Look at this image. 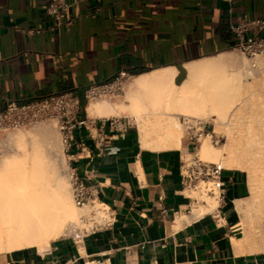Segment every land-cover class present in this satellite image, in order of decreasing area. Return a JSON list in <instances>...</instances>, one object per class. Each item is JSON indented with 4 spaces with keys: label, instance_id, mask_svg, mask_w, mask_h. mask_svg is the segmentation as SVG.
I'll use <instances>...</instances> for the list:
<instances>
[{
    "label": "crops",
    "instance_id": "1",
    "mask_svg": "<svg viewBox=\"0 0 264 264\" xmlns=\"http://www.w3.org/2000/svg\"><path fill=\"white\" fill-rule=\"evenodd\" d=\"M46 1L0 0V109L7 98L61 91L84 103L83 88L119 70L129 73L128 83L172 67L178 83L186 63L225 55L234 41L229 24L238 17H264V0H233L230 12L225 0H70V23L54 25ZM248 33L264 35V26ZM96 118L99 124L104 117ZM103 132L98 144L76 129L65 158L110 206L111 225L79 242L63 234L43 250L2 252L0 264H264V216L244 226L236 208L248 192L242 170H222L218 208L188 214L179 164L190 140L183 148L152 149L141 146L138 127L123 136L109 135L106 125Z\"/></svg>",
    "mask_w": 264,
    "mask_h": 264
},
{
    "label": "bare ground",
    "instance_id": "2",
    "mask_svg": "<svg viewBox=\"0 0 264 264\" xmlns=\"http://www.w3.org/2000/svg\"><path fill=\"white\" fill-rule=\"evenodd\" d=\"M259 64L264 70V59ZM185 69L186 75L178 83L174 82L172 67L133 76L127 83V104L90 100L86 112L107 117L128 110L137 120L138 140L143 148H177L183 125L186 127L179 121L180 115L206 117L214 125L212 132L223 128L226 142L220 147L225 153L221 166L247 172L249 195L236 205L244 216L257 206L263 192L264 99L254 98L258 85L241 79L242 65L229 54L186 63ZM47 129V125L41 124L35 131L44 134ZM206 135L210 138L211 132L198 137V144L205 138L198 151L203 158L218 160L220 149L213 147ZM9 137L18 147L21 145L20 134L11 132ZM47 137L42 138L46 144ZM57 157L63 163L60 152ZM20 159H3L0 168V251L7 253L32 247L42 250L51 238L59 236L65 225L76 221V209L79 212L54 162L46 164L33 159L27 164ZM214 201L193 208L192 214L212 209ZM186 218L179 216L180 220Z\"/></svg>",
    "mask_w": 264,
    "mask_h": 264
},
{
    "label": "built area",
    "instance_id": "3",
    "mask_svg": "<svg viewBox=\"0 0 264 264\" xmlns=\"http://www.w3.org/2000/svg\"><path fill=\"white\" fill-rule=\"evenodd\" d=\"M225 1L227 11L230 12L233 0ZM70 3V0L46 1L45 13L53 19L54 25L70 23V20L65 19ZM263 26L264 17L241 16L235 23L229 24L234 36L232 47L246 56L253 66L257 58L264 56V35L250 34L248 31L253 27ZM128 77L127 71L119 70L109 80L90 84L83 88L82 100L87 103L93 98L112 97L122 91ZM82 110L86 111L85 104L81 106L79 96L71 91H61L22 101L7 98L3 108L0 109V131L23 127L42 119H52L59 132L63 152L66 155L70 149L69 141L73 139V132L76 129H84L87 135L98 144L104 141V125L107 126L109 135L123 136L131 126L137 130L134 119L129 115L120 114L99 118L100 122L96 124L97 118L87 117L85 113L81 114ZM182 122L189 134L188 139L194 137L197 141L203 132L204 122L195 117L184 118L183 116ZM196 126L198 133H190V129ZM190 143L193 144V141ZM187 155L180 156L179 164L180 191L189 201L184 209L185 212L190 214L199 202L205 203L204 200H199L192 194L196 190L213 197L216 200L213 209L218 208L225 194V182L222 179L224 167L219 162L199 158L195 152H187ZM64 172L69 180L72 202L79 209L76 221L70 223L66 231L74 242H79L82 237L110 226L113 215L108 204L93 196L91 185L83 182L72 165L67 163ZM91 262L92 260L86 261L87 264Z\"/></svg>",
    "mask_w": 264,
    "mask_h": 264
},
{
    "label": "rangeland",
    "instance_id": "4",
    "mask_svg": "<svg viewBox=\"0 0 264 264\" xmlns=\"http://www.w3.org/2000/svg\"><path fill=\"white\" fill-rule=\"evenodd\" d=\"M224 53L226 55L229 54V55L233 56L237 62L241 63L242 68H243V75H242L241 79L243 81L245 80L246 82H249V83L253 82V83H255L256 86L258 85L259 88L256 90L257 92L255 93L254 98L255 99H257V98L264 99V82H262V80L264 81V76H263L264 70H262V68L259 67L260 66L259 63L261 62V59H264V56H261L263 58H260V59L257 58L255 61V65L253 66V65H251L249 59L246 56H244L240 51H238L237 49H235L233 47L228 48L227 51ZM245 71L246 72L249 71L248 76H247ZM260 76H262V77H260ZM243 77H244V79H243ZM126 83L127 82L125 81L123 88H122V91H120L118 94H116L112 97L93 98L90 100L91 101H102V100L104 101L105 100L108 102H112V103L117 102V103H121V104L125 105L128 103V99H127L128 96L126 93L127 92L126 91ZM260 84H261V87H260ZM127 111L128 110H124L123 113H121V114H126V115L133 117L134 121L136 122L137 120L135 119V116L130 114L129 111H128L129 112L128 113ZM195 118H198L202 122H204V125L202 126L203 132H202L201 136L204 135V133H206V132H211L210 138L207 135L205 137H206V139H208V142L213 147H215L216 149H220L219 151L221 153L220 154L221 157H219V159L215 160L214 162L221 163L220 162L221 159L225 156L223 149L220 148L222 146V144L223 143L225 144V142H226L225 131L222 128V129H217V130L212 132V129H214V125H213L212 121H210L209 119H207L206 117H203L201 115H198ZM179 121L182 124H184L182 122V116L181 115L179 116ZM41 124L48 126V129L45 131L44 134L37 133L35 131V128ZM136 125H137V122H136ZM182 129H183V137L181 139V144L177 148H183V146H185L186 141L189 140L188 139L189 134L187 132L186 127L184 129V125H183ZM11 132H14L15 134L18 133L21 135V137H22L21 141L22 142H21V145H19V147L17 144H15V142L13 140L10 139L9 133H11ZM180 132H182V130H180ZM189 132L190 133H194V132L198 133L197 126L195 128H191ZM45 135H47L48 137ZM44 136L47 137V140L49 141L48 144H46L44 141H42L43 140L42 138H45ZM180 137H181V135H180ZM203 140H205L204 137L200 140L199 144H201V142ZM190 141H193V144L189 143V145L191 146V149H189L188 152H195L197 154V156L203 160L213 161V160L203 158L200 155V153L198 151V147H199L198 140L196 141L194 139V137H192V139H190ZM197 144H198V146H197ZM196 146H197V148H196ZM58 149H59V151H58ZM62 149H63V146L60 142V135H59V132L57 131V128L55 126V122L52 119H42V120H39L33 124L26 125L23 127L0 131V168H1V164H2L1 161H3V159H11V157H16L17 160H19L21 157H24V159L23 158L22 159L27 164L31 163L33 159H35V160L40 159L39 161L46 163V164L50 163V162H54L55 163V169L60 172L61 176L63 177V179L65 181L64 185L68 188V191L70 193L69 180H68V178L64 172L67 163H66L65 154L63 153ZM58 152H60L61 155H63V163H59V161H58V157H57ZM183 155L188 156L187 152L185 150H183ZM26 157H27V159H26ZM35 157H37V158H35ZM13 159H15V158H13ZM23 160L20 159V161H23ZM46 164H45V166H46ZM242 172L244 174V177H245L246 183H247V172L243 171V170H242ZM261 189L263 192L261 191L262 193L260 194V198L258 200L259 203H257V206L253 207V210L248 211L246 214H244V216L241 213H239V215H240L239 220L244 226H246L247 224L248 225L258 224L263 219V216H264V185H262ZM192 194L195 195L199 200L200 199L204 200L206 204L209 201L215 200L211 196H208L207 194L203 193V191L196 190ZM248 195H249V191L247 192V196ZM246 197L242 198V199H246ZM242 199L236 201V205L242 203V201H243ZM214 203L216 205V200L214 201ZM201 205L202 204L199 202L196 205V207L201 208ZM209 210H211V208H209ZM76 211L78 213L77 209H76ZM66 229H67V227L65 225L64 230L59 235L67 234ZM30 249L39 250L36 247H32ZM2 252H6V251H0V253H2Z\"/></svg>",
    "mask_w": 264,
    "mask_h": 264
},
{
    "label": "trees",
    "instance_id": "5",
    "mask_svg": "<svg viewBox=\"0 0 264 264\" xmlns=\"http://www.w3.org/2000/svg\"><path fill=\"white\" fill-rule=\"evenodd\" d=\"M81 106H84V103H81Z\"/></svg>",
    "mask_w": 264,
    "mask_h": 264
}]
</instances>
